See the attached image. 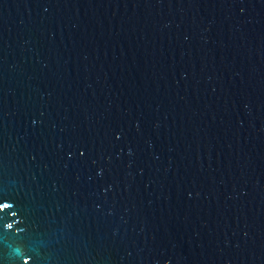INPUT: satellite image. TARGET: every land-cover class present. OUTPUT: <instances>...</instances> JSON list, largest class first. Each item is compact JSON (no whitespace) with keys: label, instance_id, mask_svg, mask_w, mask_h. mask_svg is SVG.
Here are the masks:
<instances>
[{"label":"water","instance_id":"1","mask_svg":"<svg viewBox=\"0 0 264 264\" xmlns=\"http://www.w3.org/2000/svg\"><path fill=\"white\" fill-rule=\"evenodd\" d=\"M0 264H264V0H0Z\"/></svg>","mask_w":264,"mask_h":264}]
</instances>
